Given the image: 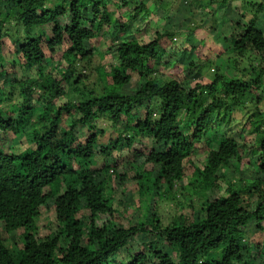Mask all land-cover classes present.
Instances as JSON below:
<instances>
[{
  "label": "trees",
  "instance_id": "1",
  "mask_svg": "<svg viewBox=\"0 0 264 264\" xmlns=\"http://www.w3.org/2000/svg\"><path fill=\"white\" fill-rule=\"evenodd\" d=\"M247 4L250 21L235 25L221 52L245 57L251 78L216 74L186 89L174 73L156 75L167 67L160 41L172 34L156 32L147 43L125 36L131 21L147 18L142 4L121 22L112 0H0V264H264V186L224 176L244 160L239 133L254 135L264 176V111L258 102L240 109L248 93L264 86V35L257 28L264 0ZM11 18L16 62L1 52ZM107 34L114 61L108 72L96 69L92 85L81 70L92 64V41ZM134 77L136 88L127 91ZM224 122L236 137L215 135L214 125ZM137 135L161 150L127 159L122 153ZM21 143L26 149H15ZM112 177L121 187L127 178L134 182L142 209L136 222L113 206ZM158 190L157 200L179 209L166 226L150 206ZM244 195L255 197L250 208ZM185 207L193 218L180 213ZM43 208L54 219L40 236ZM248 230L258 236L253 240ZM142 234L151 239L132 250V238Z\"/></svg>",
  "mask_w": 264,
  "mask_h": 264
},
{
  "label": "rangeland",
  "instance_id": "2",
  "mask_svg": "<svg viewBox=\"0 0 264 264\" xmlns=\"http://www.w3.org/2000/svg\"><path fill=\"white\" fill-rule=\"evenodd\" d=\"M221 0H112L113 4H116V13L119 20L123 22L125 17H130V14L138 8L139 5H144L147 11V18L143 21L141 16L131 21L128 26L129 30L125 34L129 38H139L143 43L155 38L156 32L162 33L164 31L169 32L173 36H165L160 41L161 64H164L165 68L156 71L157 76H161L163 73L172 74L182 83L186 89L194 88L199 84H207L211 82L212 78L216 74L227 76L245 75L249 80V64L245 57L239 55H229L227 52H221L224 49L230 34L236 28L238 23L249 22L252 17L251 6L247 2L252 0H228L225 4H220ZM126 2V5H123ZM120 7V8H119ZM143 15V14H142ZM144 18V17H143ZM66 19L63 18L62 22ZM13 19H9L6 24L5 32L9 35L2 39V56L4 59L10 62H16V54L14 51V29L10 26ZM257 28L264 35V16L259 15ZM38 31V29H36ZM43 32V31H42ZM43 34V39L48 38L50 34V28L47 27ZM111 35L107 34L98 40L92 41V45L95 48L92 64L88 68H83L81 72L83 76L87 78L89 84H97V72L96 69L100 67L106 68L105 72H108L109 64L113 63L114 55L112 54L111 47ZM110 49V50H109ZM100 54H106L105 57H100ZM7 61V62H8ZM168 62V64H167ZM218 68V69H217ZM20 69V68H19ZM17 72L19 71L16 68ZM24 73L27 72V68H24ZM18 76V75H17ZM16 79V74H14ZM105 80L110 82V78L106 77ZM134 77L129 85H127V91L136 88ZM9 77L4 80V86L8 89L10 86ZM221 90V88H219ZM8 91V90H7ZM6 91V92H7ZM69 98L77 99V95L69 90ZM211 99V98H210ZM209 99V100H210ZM254 102H258V106L261 111H264V86H260L252 90L247 94L246 99L243 100L240 109L242 112L251 110V105ZM15 103V101H14ZM39 111H42L39 108ZM241 111H236L233 114L234 120H239L242 115ZM138 116L142 117L145 113V109L139 108ZM228 119V118H226ZM214 125V123H213ZM215 135L217 136H233L238 135L237 131L230 125L224 123H216ZM239 136L246 143V153H243L244 160L235 168L231 165L224 171V176L227 181L235 183L242 179L243 185H250L255 179H258L262 186H264V176L259 173L257 167V161L260 158L258 144L254 143V135L250 133H243ZM239 137V138H240ZM104 138L103 142H105ZM6 146L9 143L6 142ZM201 149L203 144L198 145ZM26 145L21 143L17 145L15 149L25 150ZM25 148V149H24ZM150 149L161 150L159 144L148 141L146 138H141L137 135L133 146L128 151H124L122 154L127 159H135L136 153H149ZM250 150H257L256 153ZM120 155L119 153L115 156ZM126 158L122 159V162H126ZM113 159V157H112ZM195 159L197 165L203 161V157L200 155ZM122 168H125V163ZM238 168V169H237ZM130 172L128 176H132ZM114 177V176H113ZM111 183V201L120 212H127V218L131 219L132 223L136 222L142 216V209L140 207L138 192L134 186V182H129L128 178L124 181V187ZM240 178V179H239ZM185 183V182H184ZM185 185V184H184ZM238 185V182L237 184ZM185 191L180 195L179 200L183 201L184 197H187L188 191ZM160 190L155 191V196L151 198L150 206L152 208V214L161 222L162 226H166L171 222V218L174 216L177 209L175 207L176 202L168 201L167 199L157 200V194ZM255 197L253 195H244L243 205L244 208L251 207ZM119 201L121 203L119 204ZM185 214L190 219L193 218L191 211L185 207L180 212ZM179 213V214H180ZM196 216V215H195ZM54 219V212L52 209H42L40 219H38L37 226L39 235L44 236L48 229V223ZM248 236L254 240L258 234H253L252 231H247ZM260 236L264 238L263 234ZM151 236L149 234H142L132 238L130 246L132 250H139L142 244L149 242ZM8 243V242H7ZM9 246L14 243H8ZM253 248V253L258 254V248Z\"/></svg>",
  "mask_w": 264,
  "mask_h": 264
}]
</instances>
